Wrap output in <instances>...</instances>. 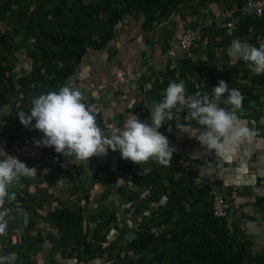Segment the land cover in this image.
<instances>
[{
    "label": "crops",
    "instance_id": "crops-1",
    "mask_svg": "<svg viewBox=\"0 0 264 264\" xmlns=\"http://www.w3.org/2000/svg\"><path fill=\"white\" fill-rule=\"evenodd\" d=\"M178 20L177 14L159 23L154 32L148 34L142 26L141 14L127 17L106 49H90L83 56L67 85L79 90L86 105L98 111L97 123L105 135L122 127L132 113L142 121L150 122V111L145 106L152 105L153 98L159 94L167 66L179 67L188 58L194 60L192 53L188 54L180 46L184 31L178 29ZM172 50L176 52L175 56L170 55ZM26 55L25 52L16 54L19 67L14 79L8 82L10 103L0 110V135L5 139H8L5 133H11V130L15 137H26L29 127L23 126L17 115L29 112L31 100L50 91V79L31 70ZM235 61L231 62V67L235 66ZM139 69L146 72L138 85L120 87V73L130 74ZM192 80L205 82L203 78L192 77ZM182 81L185 88L190 85ZM258 95L260 99L249 107L250 114L236 113L238 121L249 129V137L232 143L226 150L217 151L200 145L197 137L202 129L196 123L192 124L191 130L185 129L186 109L180 110L179 105L172 109L177 115L174 121L158 130L176 148L174 158L178 154L185 155L175 168L184 169V176L221 193L230 205L232 232L241 242H251L254 254H264V208L260 206L264 202V86L258 89ZM118 154L119 151L109 149L106 156L90 158L88 165L74 156H63L68 162L65 168L53 161L50 153L41 161L31 159L27 162L28 167L36 168V176L22 178L18 185L12 186L10 191L15 198H6L0 206V225L5 228V233L0 235V255L15 252L17 264L136 262L138 255L128 250L127 236L135 233L137 237L140 232L157 230L155 214L159 205L148 206L144 197L149 188L138 185L132 175L123 177L122 158ZM151 164L153 161L148 162ZM44 169H47L46 174L42 173ZM96 172L97 178L104 176L107 183L94 182ZM109 173L112 177L107 175ZM105 189H109V194L101 198ZM86 191L90 196L87 201ZM133 192L137 196L130 199ZM165 201L166 198L162 203ZM77 207H82L84 228L90 234L94 232L100 214L105 220L110 213H115L118 218L110 224L111 229L101 235L96 243L101 246V251L91 259H78L76 243L61 237L47 217L51 210Z\"/></svg>",
    "mask_w": 264,
    "mask_h": 264
},
{
    "label": "trees",
    "instance_id": "trees-1",
    "mask_svg": "<svg viewBox=\"0 0 264 264\" xmlns=\"http://www.w3.org/2000/svg\"><path fill=\"white\" fill-rule=\"evenodd\" d=\"M248 1L0 0V110L10 103L8 82L14 79L15 70L19 67L18 53L25 52L31 70L47 76L50 91H57L67 85L88 50H104L109 46L115 31L127 17L141 14L142 26L151 34L159 23L180 12L183 16L179 15V27L186 26L184 17L199 19L201 10L218 8L221 3L224 7L237 6L236 29L228 32L225 23L220 22H213L210 28L204 27L199 40L189 51L194 60L188 58L179 67L168 65L159 85V94L153 100L159 102L163 99L169 82H189L186 95L191 96L197 91L211 94L212 87L224 80L229 88L238 89L245 97L238 111L250 114L249 107L260 99L258 89L264 86V74L255 75L248 63L229 57L226 51L236 38L246 39L257 47L264 44V11L260 17L252 9L244 12L243 7ZM194 2L197 3L194 5ZM195 6L201 8L194 11ZM205 16L204 11L201 19L194 23L203 26ZM192 27L193 24L190 25ZM233 60H236L235 66L231 67ZM192 77L203 78L205 82L195 83ZM220 107L230 108L225 104H220ZM32 123L34 125L35 120ZM13 134L11 130L5 136L14 139ZM40 134L29 127L26 136ZM118 156L121 158L120 153ZM182 156L185 155H176L168 166L157 162L138 166L122 159L123 177L132 175L138 185L149 188L144 197L148 206L159 205L155 214L158 217L157 230L140 232L129 243L128 250L137 254L138 259L128 264H264V254H254L251 242L237 239L231 230L229 217L213 216L214 192L210 186L184 176V169L175 168ZM145 168L150 171L142 172ZM107 175L112 177L111 173ZM93 179L94 182L107 183L104 176L97 178V172ZM108 194L109 189H105L101 198ZM136 196L133 192L129 198ZM89 197V191H86V201ZM164 198L166 201L162 203ZM260 206L264 208V202ZM108 215L107 220L101 214L98 216V224L91 234L84 228L82 207L51 210L47 217L61 237L76 243L78 259H91L101 251V246L96 245L101 235H105L111 229L110 224L118 220L115 213Z\"/></svg>",
    "mask_w": 264,
    "mask_h": 264
},
{
    "label": "clouds",
    "instance_id": "clouds-1",
    "mask_svg": "<svg viewBox=\"0 0 264 264\" xmlns=\"http://www.w3.org/2000/svg\"><path fill=\"white\" fill-rule=\"evenodd\" d=\"M229 57L242 59L248 63L255 75L264 74V44L259 47L247 40L233 39L227 48ZM245 97L235 88H229L226 81L220 80L212 87V93L197 91L186 95L181 82H169L164 90L163 99L145 106L150 111L149 121H142L135 114L129 115L122 127L114 128L111 135H105L97 123L95 111L84 102L83 94L70 85H63L57 91L42 93L31 100L30 111L20 113V123L43 134L37 146L53 147L56 153L65 158L74 156L88 165L94 156H106L108 150L119 151L122 159L140 166L149 161L162 166L171 164L176 148L171 146L169 138L160 132L163 125L174 121L172 109L180 106L187 109L184 120L186 130H191L195 121L202 131L197 140L208 149L223 151L229 145L249 137V129L237 118V111L243 106ZM220 104L230 108L220 107ZM35 120L33 125L32 121ZM0 206L6 198L12 200L11 187L18 185L22 178H34L35 167H28L18 158L0 150ZM150 169H142L148 172ZM141 172V173H142ZM43 174L47 173L44 169ZM140 173V174H141ZM5 228L0 225V235ZM15 252L0 255V264H17Z\"/></svg>",
    "mask_w": 264,
    "mask_h": 264
},
{
    "label": "built area",
    "instance_id": "built-area-1",
    "mask_svg": "<svg viewBox=\"0 0 264 264\" xmlns=\"http://www.w3.org/2000/svg\"><path fill=\"white\" fill-rule=\"evenodd\" d=\"M236 5H231L224 7L220 3V7L213 9V19L211 21L204 20L203 26L200 23H194V27L189 28L184 32V35L180 38V46L186 51H190L191 47L196 43L202 33L204 27H211L213 22L225 23L228 27V32L236 29L238 20L235 18V12L237 11ZM254 10L257 16H261L264 11V0H250L248 1L243 10ZM190 54V52H189ZM171 56H175L176 52L172 50L170 52ZM144 69H139L130 74H119V83L120 87H131L138 85L145 75ZM96 115L98 111H95ZM102 129V128H101ZM104 132V130L102 129ZM43 134H40L36 137L26 136V137H16L14 139H5L0 135V150H4L11 156L18 158L20 161L24 162L27 165V162H30L31 159L41 161L44 159L45 155L50 153L51 159L58 163L60 167H67L68 162L61 154L56 153L53 147L47 146H37L35 141L41 140ZM0 158H3V154L0 153ZM174 157H172L173 159ZM230 205L225 200L223 195L218 192H214L212 196V210L213 216L217 218H228L229 217Z\"/></svg>",
    "mask_w": 264,
    "mask_h": 264
},
{
    "label": "rangeland",
    "instance_id": "rangeland-1",
    "mask_svg": "<svg viewBox=\"0 0 264 264\" xmlns=\"http://www.w3.org/2000/svg\"><path fill=\"white\" fill-rule=\"evenodd\" d=\"M197 2H194V5L196 4ZM192 7H194V6H192ZM197 8H201V7H197V6H195V9H194V11L197 9ZM193 11V12H194ZM205 11V14H206V16H205V20H209V21H211L212 19H213V9H210V8H204L203 10H201L200 11V18L199 19H197L196 17H194V18H192L191 20H189L188 19V17H184V24L186 25L185 27L184 26H180V27H178V29H180V30H182V31H187L189 28H190V25L191 24H194V22L195 21H199L200 19H201V16H202V12H204ZM178 15H182L181 14V12H180V14H178ZM204 19V18H203ZM184 32H183V34H184ZM149 34V33H148ZM192 48V47H191ZM21 53H23V52H21Z\"/></svg>",
    "mask_w": 264,
    "mask_h": 264
},
{
    "label": "water",
    "instance_id": "water-1",
    "mask_svg": "<svg viewBox=\"0 0 264 264\" xmlns=\"http://www.w3.org/2000/svg\"><path fill=\"white\" fill-rule=\"evenodd\" d=\"M10 85V83H8ZM127 239L130 241V242H133L135 239H136V235L135 233H131L130 235L127 236Z\"/></svg>",
    "mask_w": 264,
    "mask_h": 264
}]
</instances>
